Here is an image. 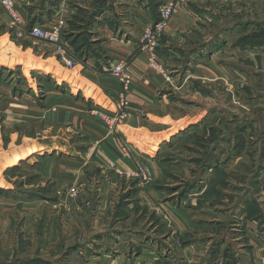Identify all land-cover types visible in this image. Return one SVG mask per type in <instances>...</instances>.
<instances>
[{
  "label": "rangeland",
  "instance_id": "374dc122",
  "mask_svg": "<svg viewBox=\"0 0 264 264\" xmlns=\"http://www.w3.org/2000/svg\"><path fill=\"white\" fill-rule=\"evenodd\" d=\"M215 6L219 10L216 25L224 26L236 16L244 24L253 23L254 30L239 35L230 45L225 39L221 42L223 58L219 62L226 69L223 75L227 74L232 87L199 80L193 82L189 90L179 93L180 96L172 94L174 89L170 91V99L178 101L182 109L179 115L167 119L162 116L170 128L154 130L160 135L157 138L165 134L164 140H168L164 144L169 147L164 154V164L170 169L162 170L163 178L155 179L150 167L143 164L123 168L113 161L95 162L79 166L77 179L71 185L68 180L73 176V164L61 162L58 156L51 158V152L27 161L24 154L29 149V140L22 138L23 135L34 136L37 129L32 126L23 129L21 125L7 128L0 114V264H36L33 261L37 259L47 264H135L128 257L138 255L140 239L157 236L155 240L161 241L156 246L164 252L169 243L167 238L179 229L173 213H167L162 204L169 201L175 207L180 206L186 197H189L186 204L195 199L196 204L221 208L222 227L212 232L214 235L197 228L179 233L178 241L174 239L172 245L169 244L174 247V254L181 258L186 256L183 248L187 236L202 237L197 252L198 249L205 252V248L213 245V238L223 239L228 235L238 237L237 243L240 242L241 248L244 246L242 229L230 235L231 228L236 227L234 222L229 225L228 220L236 207L255 204L259 210L264 204L261 201L264 192V0L254 1L252 13H248L251 15L246 19L242 18L244 10L229 13L237 8L229 1ZM3 11L0 6V103L6 86L14 87L18 93L24 91L23 87L27 90L30 82V85H42L47 76L38 73L35 63L40 60V50L47 49L48 45L56 48L46 41L15 36ZM236 46L252 48V56L240 49L229 53ZM65 47L71 54L66 43ZM166 73L170 81L171 72ZM36 86L29 87V91L40 95L43 90L39 91ZM170 86L173 88L172 81ZM202 112L205 114L201 118ZM198 117L205 125L185 134ZM173 132L176 134L172 135ZM12 133H17L13 140ZM145 135L136 138L135 143L151 153L159 140ZM176 138L185 139L173 142ZM220 143L222 151L218 150ZM139 166L149 168L151 182H144L142 176L128 177L117 171H135ZM67 185L70 189H61ZM148 187L153 188L152 191ZM154 188H158V194ZM149 192L156 196L152 198ZM144 196L154 203L149 205L143 200ZM259 222L264 224L263 220ZM119 240L125 244L121 245ZM123 251L127 256L115 262L102 258V254L110 253L115 259Z\"/></svg>",
  "mask_w": 264,
  "mask_h": 264
},
{
  "label": "crops",
  "instance_id": "0c3cea01",
  "mask_svg": "<svg viewBox=\"0 0 264 264\" xmlns=\"http://www.w3.org/2000/svg\"><path fill=\"white\" fill-rule=\"evenodd\" d=\"M15 1L21 16L29 25L49 27L60 19L65 21L63 43L67 44L77 64L74 68H68L60 62L55 46H46L47 49L40 50V60L35 63L38 64V73L47 76L44 79L46 81L41 82L43 96L39 97L38 93L32 94L29 91V87L36 86L30 85L31 82L27 90L23 87L24 91L18 93L14 87L6 86L4 99L0 103L4 105L0 108V114H3L7 128L21 125L23 129L31 126L37 129L34 136L23 135L22 138L29 140V149L26 152L23 150L27 161L51 152V158L58 156L61 162L72 163L73 176L68 180L72 185L77 179L79 166L95 162L106 164L113 161L123 168H134L136 164H143L150 167L155 179L163 178L165 174L162 170L169 168L164 164V154L169 149L164 144L168 140H164L165 134L157 138L160 135H156L154 130L170 128V125L164 123L162 116L167 119L169 116L179 115V110L182 109L178 101L170 99V91L174 89L172 94L180 96L179 93L189 90L193 82L199 80H210L214 84L224 83L232 87L227 74L223 75L226 69L219 62L223 58L221 42L225 39L230 45L239 35H247L254 30L253 23L244 24L236 16L232 20L230 18L224 26L216 25L219 10L215 4L221 5L229 1L237 5L229 13L244 10L242 18L246 19L251 15L248 13H252L254 1L257 0ZM171 1L177 3L175 14L165 30L158 52L160 62L168 73L171 72L169 81L167 73L155 71L150 66L147 55L139 52L138 48L143 30L158 18L159 6ZM3 15L8 23V17L5 13ZM207 30L209 35L206 34ZM231 49L229 53H237L240 49L252 56L250 47L241 49L236 46ZM114 63L127 64L132 84L126 95L127 116L119 126L110 129L92 110L100 109L111 114L119 112L122 86L109 72ZM200 71L203 73L199 74ZM171 81L173 88L170 89ZM200 114L202 118L205 112ZM199 119L200 117L190 125L185 134L203 126L204 123ZM145 134L151 140H159L151 153L135 143L136 138L146 136ZM13 135L17 133L11 134V140L14 139ZM184 139L176 138L173 142ZM217 146L222 151L221 143ZM69 186L61 189H70ZM152 189L148 187V190ZM154 189L157 191L155 194H158V188ZM155 194L149 192L148 195L153 198ZM186 199L189 197L184 198L180 206L176 207L169 201L162 204L167 213H173L179 229L169 234L171 237L167 238L169 243H166L164 252L161 253L156 246L161 241L158 238L155 240L157 236H154L155 239L150 238V241L140 239V252L137 256H129L128 260L135 264H264V224L260 225L259 222V219L264 221V204L257 211V218L248 217V204L245 207H236L230 212L232 214L228 220L229 225L234 222L236 228H231L229 234L237 233L238 228L242 229L240 232L245 235L242 248L240 242L237 243L238 237L228 235L223 239L213 238L214 246L210 244L209 248H205L206 253L202 249L197 252L202 237L187 236L183 248L186 256L181 258L174 254V247L171 248L169 244L172 245L174 239L178 241L179 233L195 228L216 233L222 227L220 224L224 214L221 208L201 202L196 204L195 199H190L186 204ZM261 199L263 203L264 192L261 193ZM143 200L149 205L154 203L147 196ZM168 226L166 224L165 228ZM123 243L124 241L120 244ZM216 246L221 251L228 248L229 254L225 256L218 253ZM102 255L105 261L114 262L127 256L124 251L115 259L110 253Z\"/></svg>",
  "mask_w": 264,
  "mask_h": 264
},
{
  "label": "built area",
  "instance_id": "2783aa9c",
  "mask_svg": "<svg viewBox=\"0 0 264 264\" xmlns=\"http://www.w3.org/2000/svg\"><path fill=\"white\" fill-rule=\"evenodd\" d=\"M0 6L9 19L10 25L14 28L15 36L18 38L30 37L37 40L46 41L56 45V54L62 64L68 68L76 66V60L71 56L65 44L63 43V31L65 21L58 20L49 27L40 25H29L21 16L15 0H0ZM176 5L173 2L162 4L158 10V18L153 23L146 26L139 39V50L147 55L150 66L157 72L166 74V69L159 60V49L162 45L163 33L165 32L173 14ZM110 74L121 84L119 112L111 114L100 109H93V114L98 117L110 129L119 126L127 116L128 102L126 95L132 84V76L126 63H114L109 68ZM118 173H126L128 177H143L144 182L148 183L153 180L151 171L146 166H139V169Z\"/></svg>",
  "mask_w": 264,
  "mask_h": 264
},
{
  "label": "trees",
  "instance_id": "16d2710c",
  "mask_svg": "<svg viewBox=\"0 0 264 264\" xmlns=\"http://www.w3.org/2000/svg\"><path fill=\"white\" fill-rule=\"evenodd\" d=\"M255 34V33H254ZM254 34H251L250 36L251 37H253L254 36ZM255 36H259L258 34H256ZM249 37V36H248ZM248 37H246V38H248ZM80 56H82L81 54H80ZM32 74H34V73H32ZM39 78H40V76H39ZM40 79H42V78H40ZM41 81H39V83H40ZM42 84V83H41ZM38 88H39V91H42L43 90V86L42 85H40V84H38V86H37ZM43 96V91L42 92H40V96L39 97H42ZM248 207H250L249 208V214H248V217L249 218H257L258 217V215H257V211H258V208H257V206L255 205V204H248ZM146 241H150V238H147L146 239ZM140 247V246H139ZM140 250H141V247L138 249V250H136V251H139L140 252ZM214 252V251H213ZM217 252H221L223 255H228L229 254V249L228 248H226V250L224 249V250H220V248H218L217 247ZM213 256H214V254H213ZM212 256V257H213ZM213 261V260H212ZM33 262H35L36 264H43L44 262H43V260H40V259H37V260H35V261H33ZM46 263V262H45ZM44 263V264H45ZM47 264V263H46Z\"/></svg>",
  "mask_w": 264,
  "mask_h": 264
}]
</instances>
